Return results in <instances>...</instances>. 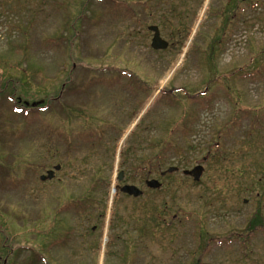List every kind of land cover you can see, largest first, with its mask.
<instances>
[{
  "label": "rangeland",
  "instance_id": "obj_1",
  "mask_svg": "<svg viewBox=\"0 0 264 264\" xmlns=\"http://www.w3.org/2000/svg\"><path fill=\"white\" fill-rule=\"evenodd\" d=\"M32 259L264 264V0H0V264Z\"/></svg>",
  "mask_w": 264,
  "mask_h": 264
},
{
  "label": "water",
  "instance_id": "obj_2",
  "mask_svg": "<svg viewBox=\"0 0 264 264\" xmlns=\"http://www.w3.org/2000/svg\"><path fill=\"white\" fill-rule=\"evenodd\" d=\"M149 30L153 31V33H154L152 41H151V46L154 49H166L169 46L168 41L165 40L161 36L160 29L157 25L149 26ZM58 168H60L59 165L56 166V169H58ZM175 170H178V167L171 166L168 168V172H173ZM203 171H204V167L202 165H197L192 169H184L183 173L185 175H189V176L193 177V179L195 181H199L202 174H203ZM54 172H55L54 170H49L47 172L48 173L47 177L52 178L54 176ZM165 173L166 172H163V174H165ZM123 174H124L123 171H120L119 177H118L119 180L123 179V177H124ZM45 178H46V176L41 177V179H45ZM146 183H147V186L152 187V188H158V187H161V185H162L156 179L147 180ZM114 191H115V188H114ZM121 191L124 193H127L129 195H133V196H139L143 193L142 189H140L138 186L133 185V184H125L124 186L121 187Z\"/></svg>",
  "mask_w": 264,
  "mask_h": 264
},
{
  "label": "trees",
  "instance_id": "obj_3",
  "mask_svg": "<svg viewBox=\"0 0 264 264\" xmlns=\"http://www.w3.org/2000/svg\"><path fill=\"white\" fill-rule=\"evenodd\" d=\"M157 156H158V159H161L162 158V154H157ZM230 239V238H229ZM228 239V240H229ZM34 260L35 259H32L30 262H29V264H34ZM197 264H201V263H197Z\"/></svg>",
  "mask_w": 264,
  "mask_h": 264
},
{
  "label": "flooded vegetation",
  "instance_id": "obj_4",
  "mask_svg": "<svg viewBox=\"0 0 264 264\" xmlns=\"http://www.w3.org/2000/svg\"><path fill=\"white\" fill-rule=\"evenodd\" d=\"M152 38H153V37H152ZM121 72H122L123 74H127V73H126L127 71H121ZM207 89H208V88H206L205 90H207ZM205 90H204V91H205ZM198 93L200 94V92H198ZM123 179H124V178H123ZM123 179H122V180H123ZM122 180H121V181H122Z\"/></svg>",
  "mask_w": 264,
  "mask_h": 264
}]
</instances>
